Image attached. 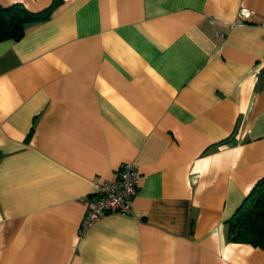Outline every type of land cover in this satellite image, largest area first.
I'll use <instances>...</instances> for the list:
<instances>
[{"label":"crops","instance_id":"crops-1","mask_svg":"<svg viewBox=\"0 0 264 264\" xmlns=\"http://www.w3.org/2000/svg\"><path fill=\"white\" fill-rule=\"evenodd\" d=\"M14 3L55 6L0 41V264H264L227 231L264 177V0ZM122 162L131 212L79 236Z\"/></svg>","mask_w":264,"mask_h":264},{"label":"trees","instance_id":"trees-1","mask_svg":"<svg viewBox=\"0 0 264 264\" xmlns=\"http://www.w3.org/2000/svg\"><path fill=\"white\" fill-rule=\"evenodd\" d=\"M54 6L53 3L33 12L20 3L0 5V41L19 40L29 25L49 19ZM227 231L231 241L264 248V177L254 184L227 220Z\"/></svg>","mask_w":264,"mask_h":264},{"label":"built area","instance_id":"built-area-1","mask_svg":"<svg viewBox=\"0 0 264 264\" xmlns=\"http://www.w3.org/2000/svg\"><path fill=\"white\" fill-rule=\"evenodd\" d=\"M252 11L246 7L239 9V16L249 19ZM140 174L131 162H122L111 180L95 183V190L86 201V212L78 227V235L85 232L102 216L109 213L129 214L131 203L137 194Z\"/></svg>","mask_w":264,"mask_h":264}]
</instances>
